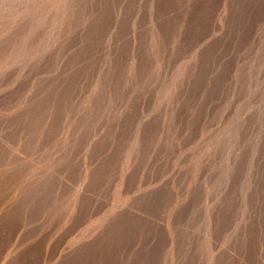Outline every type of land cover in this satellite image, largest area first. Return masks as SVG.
Here are the masks:
<instances>
[{
  "label": "bare ground",
  "instance_id": "bare-ground-1",
  "mask_svg": "<svg viewBox=\"0 0 264 264\" xmlns=\"http://www.w3.org/2000/svg\"><path fill=\"white\" fill-rule=\"evenodd\" d=\"M14 2L0 0L1 112L21 123L32 172L77 165L82 174L67 196L50 194V177L34 182L31 211L43 210V223L49 211L54 218L84 211L86 229L67 251L86 246L75 247L81 239L97 235L104 242L115 234L106 239L115 246L108 264H126L132 238L163 223L152 214L163 206L172 229L165 262L175 264L187 236L178 231L187 224L179 212L194 203L190 195L206 155L224 140L215 132L222 128L229 135L241 127L235 116L245 94L243 53L259 38L264 0H147L145 32L142 25L136 29L143 5L134 0ZM159 78L156 97L168 104L156 118L152 86ZM246 163L240 160L238 167ZM182 164L191 166L183 176L189 178L181 191L166 193L164 185ZM250 180L239 206L205 212L198 264H264L260 168ZM153 256L156 251L148 264Z\"/></svg>",
  "mask_w": 264,
  "mask_h": 264
},
{
  "label": "rangeland",
  "instance_id": "rangeland-1",
  "mask_svg": "<svg viewBox=\"0 0 264 264\" xmlns=\"http://www.w3.org/2000/svg\"><path fill=\"white\" fill-rule=\"evenodd\" d=\"M23 1L13 0L15 4ZM134 3L136 6L143 5V19L140 20L136 29L138 30L142 25V28L146 27L145 30L143 29L145 32L149 24L146 19L147 0H134ZM4 4L3 7L6 9L10 2ZM260 27L258 40L246 48V52L243 53V58L248 54V61L244 75L243 91L245 94H240L241 98L238 101L240 116H235V112H231V117L235 116L241 127L238 129V126L237 130L229 135V132L222 128L215 132V134L219 133L220 136H224V140H221L215 152L206 155L202 166L203 176L192 187L190 197L194 195V203L189 205L186 203L179 212V217L185 218L184 222L187 224H179L178 231L185 232L187 236L186 243L179 248L180 258L178 260L176 258L175 264H198L203 250L201 240L205 212L215 215L224 207L236 208L240 205L244 193L251 186L250 178L253 171L260 168V175L264 174V23ZM243 66L244 61L240 66L239 79L242 76ZM160 84L159 78L152 86L154 93L152 116L156 118L163 117L168 104L167 98L156 97V93L160 92L158 90ZM2 103L3 99L0 98V108ZM21 127V123L15 120L11 113L2 114L0 109V176L2 175L0 179L5 180L8 174L7 180L0 183L2 184L0 186V264H108L115 252L114 244L106 240L108 237L104 238V242L101 239L97 241V235L81 239L75 247L82 244L88 246H83L74 252L67 251L68 246L77 242L81 238L80 234L86 229L87 218L84 211L65 218L60 217L61 212L54 218L49 211L47 215L51 216L46 217L48 220L44 222L45 224L42 222L43 210L37 213L34 212L35 209L31 211L30 190L34 182L50 177V181L54 182L50 194L67 196L73 186L81 182L82 174L77 165L65 167L60 173L46 174L37 167L32 172L33 170L31 171L26 161L29 157V147ZM240 160H246L248 163L239 168ZM153 171L154 168L147 170V175H154ZM176 171L170 175V180L163 187L166 193H170L173 187L181 191L179 185H184L189 178L183 176L186 171H191V166L189 170L186 164L178 165ZM92 174L93 170L90 169V180ZM173 175H175V184ZM201 193L204 195L201 196ZM104 195L106 199L112 196L110 190L105 191ZM198 196L201 197L200 200ZM152 214L159 217L158 220L163 223L156 224L157 228L153 230L149 224L148 229L144 227L139 235L132 238L131 246L133 247H129L126 264H148L147 259L151 258L155 251L156 257H152L154 264H169L165 262L164 250L171 243L172 229L171 225L168 227L166 224V221L168 222L166 208L159 206ZM121 228L118 226L114 232H118ZM42 229L45 230L42 231ZM114 236L115 234H112L110 237L114 238ZM153 236L156 237L155 241H153ZM110 237L108 239H111ZM100 242L103 243L101 246ZM90 249L92 252L89 251ZM114 264L117 263L114 261Z\"/></svg>",
  "mask_w": 264,
  "mask_h": 264
}]
</instances>
